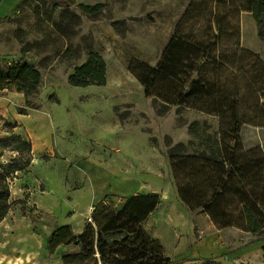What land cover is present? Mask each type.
Segmentation results:
<instances>
[{
	"label": "rangeland",
	"instance_id": "rangeland-1",
	"mask_svg": "<svg viewBox=\"0 0 264 264\" xmlns=\"http://www.w3.org/2000/svg\"><path fill=\"white\" fill-rule=\"evenodd\" d=\"M0 3L1 19L11 15L17 4L16 0H0ZM191 3L193 6L189 8ZM81 4L89 7L102 5L103 9L95 14L85 15L79 9ZM211 6L213 5L210 0H25L15 9L19 13H14L13 16L0 22V39L6 38L7 34V37L10 36L14 41L12 48L5 51L3 48V53L7 55L0 56V63L6 67L3 63L16 57L17 46L21 47L24 41L31 45L36 44L38 47L47 43L60 44L64 39L68 44V53L61 56L59 64L57 63L51 69L50 74L54 75L57 71L63 72V75L69 74L73 65L82 61L84 54L87 53L89 61L85 67L81 68L82 76L88 79L95 78L98 82H103L106 76L120 78L122 85L125 84L129 90L139 93L141 82L147 78L151 64L156 59H160L164 46L175 31L178 33L180 31L182 34L192 32L193 35L200 36L204 30H212L213 36H217L219 31L223 35H229L233 31L240 37V51L236 50V39L224 37L221 40L228 49L237 51L238 57H232L229 54L226 70L216 76L229 81L235 79L239 82L263 78L264 74L252 73V71L260 64H264V19L257 27L248 13L232 16L229 12L223 11L219 12L215 18V15L210 13ZM40 13L45 19L49 17L51 20H56L57 27L53 28L41 23L37 25V15ZM216 19L224 21L220 30L216 28ZM49 30L57 31L54 34ZM132 57L145 59L146 64L130 60ZM75 71L77 73L78 68H75ZM45 73L42 71L41 75L45 77ZM34 76L38 75L30 73L25 80L27 105L35 109H45L58 123L57 110L61 104H57V100L52 98V95L62 96L63 91H59L57 83L52 89L41 92L45 80L42 78L40 83L38 80L32 81ZM103 90L88 88V90L72 92L91 93ZM9 98L10 94L4 90L0 91V139L9 138L11 135L27 138L22 123L20 127H12L15 122L13 119L15 113L25 110L13 108L11 106L13 101ZM62 102L65 107H68L69 103L70 114L80 115L87 113L85 108L91 104V102L87 104L73 102L68 96ZM251 103L245 106L250 107L251 113H254L255 108L250 105ZM261 104H264V100ZM9 107L12 115L8 112ZM116 111L120 121L140 126L142 133L149 137L153 152L158 154L159 158L161 156V165L158 164V166H160L162 177L168 180L173 188L175 186L167 157L168 150L190 140L187 127L193 121H206L212 127L217 126V121L213 119L189 110L179 111L176 107L171 108L165 115H159L153 100L139 94L134 95L133 105L120 106ZM63 123V127H60V123L55 126L53 141L56 145L65 142L69 145V150L71 146H74V149L77 148L82 152L87 150L96 155H103L101 148L92 142L87 126L80 132H76L73 130V118ZM64 125L68 128L64 129ZM240 135L244 145L259 144L264 148V126L244 125ZM136 138L142 139L140 131L137 132ZM109 153L111 152H105L107 155ZM26 159L25 153L17 154L15 151L0 147V166L9 164L11 161L24 166ZM47 162L49 161L32 166L31 160L23 171L17 172L8 179L9 209L0 221V264H48L41 261L24 262L22 259L27 250L37 246L32 236V232L39 227L37 223L47 222L45 220L48 212L38 207L41 203L46 205L49 196L42 197L45 184L54 185L61 174L67 173L60 159ZM107 203L114 208L121 206L117 200L109 199ZM55 213H59V210ZM79 213L83 211L75 212L76 218L80 217ZM198 214L203 213L198 212ZM69 250L72 248L67 251ZM65 253L66 251L63 254ZM174 262L179 264V260ZM49 264L56 263L53 261ZM201 264H210V262L203 261Z\"/></svg>",
	"mask_w": 264,
	"mask_h": 264
},
{
	"label": "trees",
	"instance_id": "trees-1",
	"mask_svg": "<svg viewBox=\"0 0 264 264\" xmlns=\"http://www.w3.org/2000/svg\"><path fill=\"white\" fill-rule=\"evenodd\" d=\"M210 2L215 18L223 11L232 16L248 13L257 27L264 19V0ZM79 9L92 15L103 6L81 4ZM223 22L216 19L218 30ZM211 32L204 30L200 36L175 31L155 68L148 72L143 95L153 100L159 115L176 107L217 121L216 127L206 121L191 122L187 127L190 140L168 150L177 196L189 213L205 214L217 230L237 229L264 242V152L258 147L246 150L240 135L244 125L264 126V76L244 82L216 76L226 70L229 54L238 57L237 51L228 49L221 39H236V50L240 51V37L233 31L229 35L219 31L217 36ZM32 69L23 60L9 67L0 64V91L26 94L25 80ZM255 72L264 74V64ZM249 102L254 113L245 106ZM12 127H18L17 123ZM0 147L27 155L24 166L14 161L0 166L2 221L9 209L8 179L23 171L32 155L30 141L20 135L0 139ZM158 204L157 194L131 196L119 208L102 201L93 208L91 221L81 234L75 235L69 226L56 227L47 238V254L54 256L59 247L72 248L61 255V264H176L142 227Z\"/></svg>",
	"mask_w": 264,
	"mask_h": 264
},
{
	"label": "crops",
	"instance_id": "crops-1",
	"mask_svg": "<svg viewBox=\"0 0 264 264\" xmlns=\"http://www.w3.org/2000/svg\"><path fill=\"white\" fill-rule=\"evenodd\" d=\"M21 2L25 0H16L14 12L0 18V22L14 13H19L15 9ZM40 23L57 27L56 20L49 17L45 19L42 13L37 15V25ZM49 31L56 34L57 30ZM13 43L7 34L6 38L0 39V56L7 55L3 53V48L4 51L12 48ZM67 45L64 39L60 44L47 43L38 47L24 41L21 47L17 46L16 57L3 63L9 67L20 60L26 61L33 66L27 77L34 73L38 76H34L32 81L38 80L40 83L42 78L45 80L41 92L52 89L57 83L59 91H63L62 96L52 95L62 107L57 110V123L45 109H35L27 105L25 93L4 90L10 94L13 108L25 110L23 113H15L13 119L19 127L21 123L25 127V136L31 143L32 166L60 159L67 170V173L58 177L54 185L44 186L42 197L49 196L46 205L41 203L38 207L48 212L45 220L47 222L37 223L39 227L32 232L37 246L26 251L22 256L24 262L29 260L49 264L55 261L56 264H61V255L68 249L59 247L54 256L48 257L47 238L58 226H69L75 235L81 234L98 203L111 199L122 204L131 196L157 194L159 204L142 227L152 239L161 243L166 257L173 261H187L185 264H201L203 261H209L210 264H264V242H257L253 235L237 229L217 230L205 214L189 213L180 203L176 188L162 177L158 166L161 165V156L159 158V155L153 152L149 137L142 133L140 126L120 121L116 109L128 104L133 105L136 94L144 97V81L141 82L139 93H135L125 84L122 85L120 78L106 76L103 82H98L95 78L88 79L80 73L81 68L89 61L87 53L82 61L73 65L69 74L63 75V72L59 71L54 75L50 74L61 56L68 53ZM101 45L103 46L102 43ZM130 60L146 64L145 59L132 57ZM157 62L156 59L154 63H150L151 69L148 72L155 68ZM75 68H78L77 73ZM42 71L46 72L45 77L41 75ZM88 88L104 89V92H72ZM66 93L73 102H91L85 108L87 113L70 114L69 103L68 107H65L62 102ZM8 112L13 114L10 107ZM69 118L74 119L73 130L76 132L88 127L92 142L101 148L103 155H96L87 150L82 152L74 149V146L69 150V145L65 142L60 145L54 143L55 126L60 123V127H63V122ZM66 128L68 126L64 125V129ZM138 131L142 135L141 140L136 138ZM243 146L246 150L258 147L264 152L263 146L259 144L243 143ZM106 151L111 153L107 155ZM164 166L167 168L166 164ZM57 210L59 213H55ZM78 210L83 213H79L80 217L76 218L75 212Z\"/></svg>",
	"mask_w": 264,
	"mask_h": 264
},
{
	"label": "built area",
	"instance_id": "built-area-1",
	"mask_svg": "<svg viewBox=\"0 0 264 264\" xmlns=\"http://www.w3.org/2000/svg\"><path fill=\"white\" fill-rule=\"evenodd\" d=\"M91 220H90V218H89V220H88V222H90Z\"/></svg>",
	"mask_w": 264,
	"mask_h": 264
}]
</instances>
